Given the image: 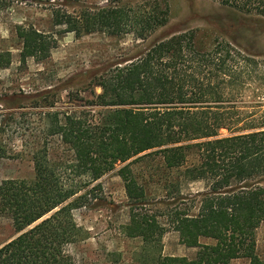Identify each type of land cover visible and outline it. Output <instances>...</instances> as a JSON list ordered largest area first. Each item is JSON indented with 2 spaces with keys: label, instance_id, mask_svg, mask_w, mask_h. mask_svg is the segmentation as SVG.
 <instances>
[{
  "label": "trees",
  "instance_id": "1",
  "mask_svg": "<svg viewBox=\"0 0 264 264\" xmlns=\"http://www.w3.org/2000/svg\"><path fill=\"white\" fill-rule=\"evenodd\" d=\"M129 2L109 0L73 13L58 4L53 25L76 38L133 35L142 41L167 25L166 7L146 10ZM219 4L264 19V0ZM9 6L0 0V12ZM17 36L22 65L46 61L56 47L52 35L31 28ZM10 57L0 53V70ZM261 60L226 41L206 48L193 32L171 35L133 62L92 78L101 90L90 103L100 109L97 116L47 112L43 142L30 153L32 178L0 182V219L16 234L0 247V264H78L68 248L87 237L73 212L87 206L92 190H85L118 166L128 209L122 232L140 240L139 264H264L256 252V232L264 224V106L247 102V94L264 85ZM53 140L67 156H54ZM147 158L161 166L155 177L169 201L166 224L150 210L148 183L136 172L135 164ZM194 182H205L206 190L182 196V186ZM167 229L182 246L197 250L193 259L162 256Z\"/></svg>",
  "mask_w": 264,
  "mask_h": 264
},
{
  "label": "rangeland",
  "instance_id": "2",
  "mask_svg": "<svg viewBox=\"0 0 264 264\" xmlns=\"http://www.w3.org/2000/svg\"><path fill=\"white\" fill-rule=\"evenodd\" d=\"M10 6L0 12V53H10V65L0 70V182L9 179L30 180L33 168L30 153L43 142L44 117L47 112L67 114L91 113L99 108L90 103L100 95L94 79L118 66L133 62L151 44L171 35L193 32L197 42L209 48L213 40L233 44L246 54L264 61V19L235 13L219 4V0H130L133 8L149 9L159 4L168 9V23L147 40L133 35L111 38L93 34L76 38L54 27L53 12L70 13L84 8L102 7L109 0H80L78 3H56L49 0H7ZM31 28L52 35L56 47L41 63L28 60L20 63L21 40L19 29ZM94 78V79H92ZM249 106H264V85L247 94ZM50 141V140H48ZM54 156H67L61 145L53 140ZM134 160V159H133ZM131 160V161H133ZM147 158L135 164L140 178L148 183L149 208L166 224V205L169 204L164 183L158 181L161 172L158 161ZM130 161V162H131ZM104 176L85 190L89 193L85 208L73 212V217L86 240L68 248L78 264H139L141 242L125 238L122 227L128 222L127 199L117 171ZM205 182L182 186L181 195L194 196L206 190ZM16 237L11 223L0 219V247ZM202 244H211L202 240ZM161 254L168 257L193 259L195 249L179 243L178 235L169 229L161 240ZM256 252L264 258V224L256 232ZM231 264H249L237 260Z\"/></svg>",
  "mask_w": 264,
  "mask_h": 264
}]
</instances>
